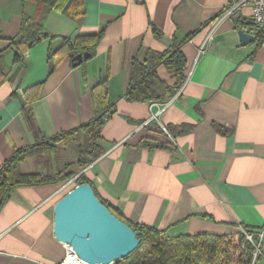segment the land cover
I'll list each match as a JSON object with an SVG mask.
<instances>
[{"label":"crops","instance_id":"0c3cea01","mask_svg":"<svg viewBox=\"0 0 264 264\" xmlns=\"http://www.w3.org/2000/svg\"><path fill=\"white\" fill-rule=\"evenodd\" d=\"M231 1L85 0L82 25L52 11L45 22L49 38L27 53L26 69L14 67L0 85V168L17 150L89 123L93 89L106 81L111 113L101 133L105 153L86 169L77 166V157L65 163L63 174L86 172L112 210L173 236H222L243 226L264 232V34L254 25L250 6L239 17L217 23ZM23 10L22 0H0V52L18 34ZM25 12L35 16L37 6L30 3ZM211 25H216L212 33ZM153 26L163 39L155 37ZM104 27L92 59L73 68L65 57L49 75L51 46ZM239 30L254 35L255 42L243 46ZM195 33L181 46L188 70L170 102L149 105L124 99L134 58L143 61L149 50L164 52ZM13 56L11 50L4 55L10 67ZM159 74L174 84L171 72L161 67ZM41 83V98L27 106L24 91ZM15 92L18 96L12 97ZM156 114L158 119L151 122ZM182 125L190 130L176 139L155 132ZM218 127L233 134L224 136ZM146 139L169 143L172 149H149L142 144ZM21 172L58 173L35 159L25 161ZM60 186H24L12 192L0 211V264L63 261L65 245L54 235ZM257 264H264V244Z\"/></svg>","mask_w":264,"mask_h":264},{"label":"trees","instance_id":"16d2710c","mask_svg":"<svg viewBox=\"0 0 264 264\" xmlns=\"http://www.w3.org/2000/svg\"><path fill=\"white\" fill-rule=\"evenodd\" d=\"M33 3L37 6V14L30 16L25 12V7ZM23 13L21 27L15 38L9 40V46L0 52V85L8 81L13 74V68L26 69V55L36 47L42 39L49 38L45 31V22L52 11H57L79 25L84 23L87 16L85 0H22ZM155 37L163 39L162 32L153 26ZM106 27L99 32L78 35L76 38L61 40L58 48L51 46L48 53L49 75L55 72L56 67L63 58L68 57L71 62L78 54L89 53L92 59L105 35ZM198 33V32H196ZM188 36L182 44H174L164 52L149 50L143 61L134 58L129 71V86L124 99L128 103L141 104H166L179 92L186 79L188 63L181 52V46L188 42L194 35ZM261 34H264V31ZM53 40L55 38L51 37ZM7 50L14 54L12 67L5 63L4 55ZM89 59V60H90ZM86 61L83 62L85 65ZM163 67L172 73L174 84L163 80L159 69ZM85 77V76H84ZM44 84H38L24 91L26 105L29 106L42 96ZM18 96V92L12 97ZM94 117L76 129L56 135L50 139H41L35 145L17 150L0 168V211L10 198L12 192L18 187L40 186L49 184H63L77 176L75 172H58L57 174L42 175L39 173H22L21 167L28 159H35L37 163L48 164L53 162L60 147L72 148L79 152L76 162L80 169H86L95 160L99 159L105 149L101 144V133L106 124L105 117L111 113L108 99V84L100 82L94 87L93 92ZM28 120L32 123L33 116L27 110ZM167 130L173 139L185 134L190 129L188 126H169ZM218 131L229 136L233 130L218 127ZM166 136L159 127L155 131ZM149 149H172L169 143L153 139H146L142 143ZM86 172L76 180V184L90 183ZM97 194V193H96ZM65 193L58 196V201ZM98 196V195H97ZM101 200V199H100ZM102 201V200H101ZM114 215L131 226L135 231L141 232V243L137 250L130 256L117 261L116 264H251L252 253L255 247L246 240V235L256 237L259 230L243 226V231L229 235H188L173 236L166 230H159L149 225L134 224L124 218L120 213L112 210L102 201Z\"/></svg>","mask_w":264,"mask_h":264},{"label":"water","instance_id":"95a60500","mask_svg":"<svg viewBox=\"0 0 264 264\" xmlns=\"http://www.w3.org/2000/svg\"><path fill=\"white\" fill-rule=\"evenodd\" d=\"M243 46L255 42L256 37L238 31ZM89 53L78 54L72 60L79 68ZM55 238L72 247L75 254L90 264H116L134 253L141 243V232L102 203L90 183H83L65 194L54 209Z\"/></svg>","mask_w":264,"mask_h":264},{"label":"built area","instance_id":"2783aa9c","mask_svg":"<svg viewBox=\"0 0 264 264\" xmlns=\"http://www.w3.org/2000/svg\"><path fill=\"white\" fill-rule=\"evenodd\" d=\"M246 6H250L252 9V19H253V23H254L255 27L258 30L264 31V0H232L231 2H229L225 6V8H223V10H222V12H221V14L217 20V23L220 22L221 20H224L227 18L239 17L241 10ZM215 27H216V25L209 26L211 33H212V29L214 30ZM209 39H210V36H209ZM262 46H264V39L262 41ZM201 51H203V49H201ZM165 106L166 107H164V109L167 108L169 106V104L165 105ZM158 115L159 114L154 115L150 119V121L151 122L156 121L158 119ZM109 116H110V113H108L105 117L106 122L109 120ZM163 131L165 132L167 137L171 138V135L169 134V132L166 128H163ZM79 176L80 175H77L74 178L64 182L60 186L61 188L59 190L57 197L63 193L67 194L68 192L73 190L76 186H78L76 184V180L78 179ZM242 231H243V229H242ZM245 235L247 237V240L252 239V236H249L247 234H245ZM258 237H259V242H258V245L256 247V251L252 253V263L251 264H257L263 255L264 232L263 231L259 232ZM64 245H65V249H66V254H65L63 261L60 264H90V263H87V262L83 261L82 259H80L75 254L72 247H70L66 244H64Z\"/></svg>","mask_w":264,"mask_h":264},{"label":"rangeland","instance_id":"374dc122","mask_svg":"<svg viewBox=\"0 0 264 264\" xmlns=\"http://www.w3.org/2000/svg\"><path fill=\"white\" fill-rule=\"evenodd\" d=\"M78 154H79V152L75 149L67 148V150H66L63 147H60L59 152L56 155L57 159L52 160L53 162L48 163V165L50 166L51 172L62 171L61 169H63L62 167L65 165V163H68L72 160H75V158H77L79 156ZM34 168H35L34 165H32L30 170H33ZM257 238L258 239H256V237H252L251 240H247V237H246L247 241H250L253 243V245L255 247L254 252L256 251V247H257L258 242H259L258 234H257Z\"/></svg>","mask_w":264,"mask_h":264}]
</instances>
